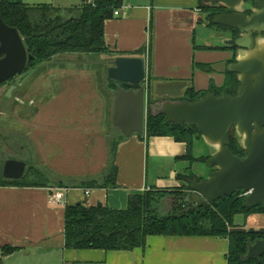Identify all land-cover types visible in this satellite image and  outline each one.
Returning <instances> with one entry per match:
<instances>
[{
    "label": "crops",
    "instance_id": "obj_1",
    "mask_svg": "<svg viewBox=\"0 0 264 264\" xmlns=\"http://www.w3.org/2000/svg\"><path fill=\"white\" fill-rule=\"evenodd\" d=\"M21 1L28 5L31 3V0ZM91 1L81 0L71 6ZM120 15L121 18L106 22L105 41L110 51L121 54L116 57H140L145 60L146 100L148 83L156 104L166 99L180 102L191 87L197 92H204L212 83L217 87L224 85L227 75L217 73L211 67L225 62L230 56L229 51L195 48L202 47L196 44L195 29L204 26V14L199 9L198 0H125ZM213 38L221 39L218 35H213ZM142 49L145 54L137 55ZM77 55L72 54L73 57ZM197 65L210 68L200 69ZM71 66L69 69L63 66L48 68L43 74L45 87L53 86L51 80L55 79L63 88L64 98L67 94L74 97L71 87L80 88L85 69H82L83 65ZM72 80L77 81V85ZM161 94L166 97L158 100ZM61 95L60 91L58 96ZM154 110L153 105V113ZM80 113H74V118ZM68 116L71 114L48 118L66 119ZM186 154L187 145L177 143L173 138L141 140L134 135L118 147L116 189H89L91 195L86 197V189L76 188L66 195L63 204H55L51 200L56 188L0 187V257L3 247L19 249L4 257L3 264H228V240L219 238L150 237L145 249L130 252L65 248L66 205L85 202L88 206L102 204L112 209H124L134 192L180 188L184 181H179L178 175L185 172L188 164L178 159ZM258 217L263 216L249 217L247 222L256 230L264 228L262 220L253 223V218Z\"/></svg>",
    "mask_w": 264,
    "mask_h": 264
},
{
    "label": "trees",
    "instance_id": "obj_2",
    "mask_svg": "<svg viewBox=\"0 0 264 264\" xmlns=\"http://www.w3.org/2000/svg\"><path fill=\"white\" fill-rule=\"evenodd\" d=\"M124 1L92 0L70 8H59L51 4L31 6L21 0H1L0 13L3 21L19 32L28 55L32 56L23 75L51 62L57 55L80 54L88 57L104 55L115 60L116 56L121 54L110 51L107 46L105 24L107 21L115 19L114 13L117 10H122ZM198 6L200 11L206 15L209 26L219 28L213 24V19L214 16L221 13L222 7L210 6L203 0H198ZM195 48L208 51L230 50L223 46ZM136 54L143 56L145 50H139ZM197 66L200 69L210 68L207 65ZM106 75L108 88L115 93V96L121 88L126 91L139 89V87L110 80L108 70H106ZM226 75L227 78L223 86L217 87L212 83L210 88L204 92H197L195 88L191 87L186 91L182 100L192 103L210 93H215L217 97L229 95L235 98L239 81L235 74L227 73ZM16 79H11L8 83L11 86H17L14 82ZM5 84L0 85V88ZM18 91L20 92L19 85L16 92ZM4 99L8 100L5 95ZM155 103L151 99L148 83L145 133L139 139L170 137L177 143L187 145L186 156L178 159L188 164L185 172L178 175V180L184 181L182 187L172 190L150 189L134 193L129 197L125 209L88 206L85 202L66 205L64 211L65 248L68 250L130 252L136 249H145L150 237L219 238L228 240L229 247L226 256L228 264H264V255L257 259L247 257L249 244L258 240L264 241V234H251L249 230L244 227L239 228L234 223L235 218L239 215L246 218L255 215L264 216V204L259 203L254 207H247L245 193L238 191L232 196H227L212 204L199 207L191 205L188 181L198 177L193 173L192 168L196 163H206L209 159L208 155L195 156V142L201 141L202 134L196 127L177 126L169 122L165 115L153 113L152 106ZM125 140L126 138L122 134L113 141L110 160L101 180H85L76 188L116 189L118 168L115 159L119 145ZM229 149L241 159L246 157V152L241 147L234 130L231 133ZM13 160L26 163L25 175L20 180H6L3 178L2 166L0 168V187L58 189L67 187L62 181L57 186H52L47 176L40 170L24 160L18 158ZM201 179L203 178L199 177V180ZM167 199L171 201V206L167 210V214L161 215L159 207ZM1 251L0 264H3L4 257L14 254L19 249L6 246Z\"/></svg>",
    "mask_w": 264,
    "mask_h": 264
},
{
    "label": "water",
    "instance_id": "obj_3",
    "mask_svg": "<svg viewBox=\"0 0 264 264\" xmlns=\"http://www.w3.org/2000/svg\"><path fill=\"white\" fill-rule=\"evenodd\" d=\"M203 1L216 8L234 11L233 14L217 16L213 20L214 25L248 34L245 39L249 44L242 45L243 40L235 43L242 50L235 63L222 62L211 67L217 73L237 76L240 83L237 96L217 97L215 93H210L192 103L186 100L178 103L165 101L155 104L154 111L155 114L165 115L169 122L177 126L198 128L202 134L201 141L209 150L206 165L210 173L213 172L206 179L194 177L188 181L190 204L205 206L243 191L248 194L246 206L251 208L259 203L264 204V52L257 53L253 49L251 36L252 32L264 31V0H255L257 10L250 17L242 13L243 7L247 6L246 0ZM31 60L32 56L28 55L19 32L5 24L0 13V85L22 76ZM108 78L139 87L137 91L118 90L112 121L126 139L134 135L143 137L147 114L146 89L142 86L146 80L145 60L140 57H117L113 66L108 68ZM16 90L17 86L9 87L5 93L6 99H12ZM233 130L246 152L244 159L235 156L229 149ZM26 167L23 161L7 160L3 166V178L20 180L25 175ZM98 207H102V204ZM249 233L264 234V228H252ZM263 255V240L249 244L248 258L257 259Z\"/></svg>",
    "mask_w": 264,
    "mask_h": 264
},
{
    "label": "rangeland",
    "instance_id": "obj_4",
    "mask_svg": "<svg viewBox=\"0 0 264 264\" xmlns=\"http://www.w3.org/2000/svg\"><path fill=\"white\" fill-rule=\"evenodd\" d=\"M80 1L31 0L30 5L68 7ZM202 18L204 26L195 29L196 44L218 47L222 43L213 38L216 27H209L205 14ZM71 57L72 54L57 55L51 62L17 78L14 82L19 85L20 92L14 91L10 100H5L4 95L11 85L7 83L0 88V168L7 160L18 158L40 170L52 186L62 181L67 189H76L82 181L101 180L108 166L112 143L122 132L113 125L115 93L108 88L106 75L114 60L104 55L88 57L79 54ZM75 64L83 65L81 67L85 70L80 88L71 87L74 97L67 94L64 98L63 88L55 79L51 80L53 86L45 87L43 74L48 68L63 66L69 69ZM72 81L77 85V81ZM60 91L62 95L58 96ZM164 97L161 94L157 98L163 100ZM76 112H81L78 115L80 118H74ZM68 113L71 116L66 119L48 118L51 115L63 117ZM207 153L209 150L204 141H196L195 156ZM192 171L198 178L206 179L210 174L206 163H196ZM170 206V200L163 201L159 207L160 214H167ZM253 219V223L264 221V216ZM249 221V218L239 215L234 223L239 228L250 230L253 227L247 224Z\"/></svg>",
    "mask_w": 264,
    "mask_h": 264
},
{
    "label": "flooded vegetation",
    "instance_id": "obj_5",
    "mask_svg": "<svg viewBox=\"0 0 264 264\" xmlns=\"http://www.w3.org/2000/svg\"><path fill=\"white\" fill-rule=\"evenodd\" d=\"M246 5L247 6L243 7L242 13L246 17H250L257 10V2L255 0H246ZM221 9H223L221 11V13H219L216 16H214V19L217 16H220V15L233 14L234 13V11H231V10L226 9V8H221ZM209 27L211 28V26H209ZM216 29H217V31H216V33H214V35H218V37L221 38L220 41L222 43V46L224 45V47L230 48V50H229L230 56L225 62H227L228 64L229 63H235L236 59L238 57L239 51H242L241 49L236 47L235 43L237 41L241 42L240 40H243L242 41V43H243L242 45L249 44L248 43L249 41L247 42V39H245L248 34L246 32H243V33L239 32L238 30L231 29L229 27H221V26H219V28H216ZM251 36H252V38L254 40V46H253L254 48L253 49H255L256 46H257V42L262 40V39H264V31H262V32H259V31L252 32ZM239 85H240V83H239ZM238 87H237V89H238Z\"/></svg>",
    "mask_w": 264,
    "mask_h": 264
},
{
    "label": "built area",
    "instance_id": "obj_6",
    "mask_svg": "<svg viewBox=\"0 0 264 264\" xmlns=\"http://www.w3.org/2000/svg\"><path fill=\"white\" fill-rule=\"evenodd\" d=\"M114 16H115V18L119 17L120 16V11L119 10L115 11ZM71 190H73V189L61 188V189L55 190V195H54V197L51 200L52 203L63 204L64 201H65L66 195L69 192H71ZM84 195L86 197H89L91 195V191L89 189L84 190ZM244 196L247 197L248 194L245 193Z\"/></svg>",
    "mask_w": 264,
    "mask_h": 264
},
{
    "label": "clouds",
    "instance_id": "obj_7",
    "mask_svg": "<svg viewBox=\"0 0 264 264\" xmlns=\"http://www.w3.org/2000/svg\"><path fill=\"white\" fill-rule=\"evenodd\" d=\"M257 53L264 52V39L257 42V46L255 48Z\"/></svg>",
    "mask_w": 264,
    "mask_h": 264
}]
</instances>
